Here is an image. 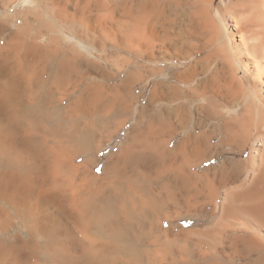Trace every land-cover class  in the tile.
Instances as JSON below:
<instances>
[{
    "label": "bare ground",
    "instance_id": "bare-ground-1",
    "mask_svg": "<svg viewBox=\"0 0 264 264\" xmlns=\"http://www.w3.org/2000/svg\"><path fill=\"white\" fill-rule=\"evenodd\" d=\"M0 264H264V0H0Z\"/></svg>",
    "mask_w": 264,
    "mask_h": 264
},
{
    "label": "rangeland",
    "instance_id": "rangeland-1",
    "mask_svg": "<svg viewBox=\"0 0 264 264\" xmlns=\"http://www.w3.org/2000/svg\"><path fill=\"white\" fill-rule=\"evenodd\" d=\"M219 1H221V0H215V3H218ZM18 22H20V21H18ZM100 32V31H99ZM101 33V32H100ZM120 55V57H123V56H125L126 54H125V52H123V54H119ZM109 70L110 71H112V72H116L117 71V65H110V67H109ZM109 145L111 146L112 145V142H110L109 144H108V147H109ZM103 155V154H102Z\"/></svg>",
    "mask_w": 264,
    "mask_h": 264
}]
</instances>
